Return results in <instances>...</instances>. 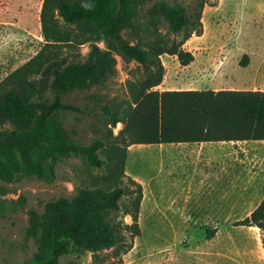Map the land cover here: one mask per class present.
Returning a JSON list of instances; mask_svg holds the SVG:
<instances>
[{"label": "trees", "instance_id": "1", "mask_svg": "<svg viewBox=\"0 0 264 264\" xmlns=\"http://www.w3.org/2000/svg\"><path fill=\"white\" fill-rule=\"evenodd\" d=\"M188 1L191 12L177 2H154L146 23L140 19L142 0L42 1L45 43L0 80V196L6 194L5 184L17 178L53 182L55 166L71 155L105 168L103 180L112 188L80 189L71 199L46 202L42 213L30 209L28 234L38 237L33 264H59L72 246L89 251L94 264H122L141 234L143 187L125 173L131 145L264 141V90L155 89L164 79L162 55L176 56L183 66L194 60L184 44L202 34L208 0ZM163 23L166 33L159 29ZM85 44L89 51L83 60ZM117 57L142 68V76L126 82V105L100 106L109 128L117 123L122 128L117 135L108 129V136L82 144L60 119L63 111L76 109L63 97L103 85L117 73ZM247 58L242 57L241 66ZM124 178L129 185L123 187ZM125 197L130 199L122 205ZM116 212L129 215L131 223L114 217ZM237 224L256 226L264 234V198Z\"/></svg>", "mask_w": 264, "mask_h": 264}, {"label": "rangeland", "instance_id": "2", "mask_svg": "<svg viewBox=\"0 0 264 264\" xmlns=\"http://www.w3.org/2000/svg\"><path fill=\"white\" fill-rule=\"evenodd\" d=\"M42 1L0 0V80L45 43L40 25ZM156 1L142 0V22H147V10ZM167 1L183 4L190 12L193 9L188 0ZM201 21L202 34L192 35L184 44L194 55L190 67L181 65L177 57H160L166 83L177 81L180 88H189L216 80L234 90H264V72L259 76L254 72L264 67V0H208ZM159 29L168 32L164 23ZM123 35L127 38V31ZM99 46L104 48L103 43ZM88 51L87 44L81 46L83 60ZM244 55L248 58L241 66ZM117 60V73L103 85L63 97V102L76 109L63 111L60 119L82 144L108 136V129L117 135L122 128L121 123L109 128L108 115L100 106L126 105L130 99L126 82L142 76V68L134 61ZM226 145L225 168L212 165L203 175L169 174L159 163V145L128 148L125 173L144 185V196L141 234L122 256V264H264L261 229L237 224L264 198V142ZM172 150L163 153L168 162ZM55 172L51 183L25 177L5 184L6 194L0 196V264H33L38 237L28 234L30 209L42 213L46 202L71 199L80 189L112 188L103 180L105 168L91 167L80 156L64 158ZM121 185H129L128 179ZM129 199L123 198L121 204ZM113 216L131 223L129 215L116 212ZM59 264L94 263L89 251L72 246Z\"/></svg>", "mask_w": 264, "mask_h": 264}, {"label": "crops", "instance_id": "3", "mask_svg": "<svg viewBox=\"0 0 264 264\" xmlns=\"http://www.w3.org/2000/svg\"><path fill=\"white\" fill-rule=\"evenodd\" d=\"M166 58H176V56H170L165 54ZM162 57V59L164 58ZM177 59V58H176ZM191 62L187 66H191L193 64ZM165 64V63H163ZM186 67V66H184ZM246 67V66H245ZM246 68H249L248 66ZM264 67L261 69L254 70L255 76H259L262 74ZM220 72V71H219ZM222 76H226L223 74ZM177 81H173L172 83L167 84L166 80L163 79L162 83L157 86L161 87V90H234V88L225 87L222 83L213 81H204L199 83V85H194L189 88H180L176 83ZM194 84V83H193ZM255 86V84H254ZM253 90V89H251ZM254 143V142H264V141H205V142H179V143H170V144H154L159 145V148L162 152V159H160L159 163L161 166L165 167L168 170V173L173 174H185V173H193V174H207L209 168L212 165H215L219 168H225L226 162V144H238V143ZM167 148H173L170 153L171 159L169 162L165 160L167 157L164 156V151ZM143 187V196H144V185ZM143 200V198H142ZM142 205V201H141ZM258 206V205H257ZM256 206V207H257ZM255 207V208H256Z\"/></svg>", "mask_w": 264, "mask_h": 264}]
</instances>
